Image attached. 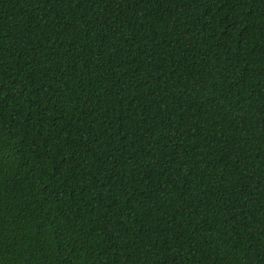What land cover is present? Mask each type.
Returning a JSON list of instances; mask_svg holds the SVG:
<instances>
[{
  "label": "trees",
  "instance_id": "16d2710c",
  "mask_svg": "<svg viewBox=\"0 0 264 264\" xmlns=\"http://www.w3.org/2000/svg\"><path fill=\"white\" fill-rule=\"evenodd\" d=\"M0 264H264V0H0Z\"/></svg>",
  "mask_w": 264,
  "mask_h": 264
}]
</instances>
